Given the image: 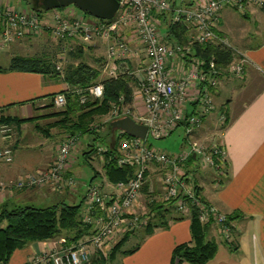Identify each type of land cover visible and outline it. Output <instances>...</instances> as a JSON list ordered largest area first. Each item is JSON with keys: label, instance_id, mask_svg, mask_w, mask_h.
Returning <instances> with one entry per match:
<instances>
[{"label": "built area", "instance_id": "1", "mask_svg": "<svg viewBox=\"0 0 264 264\" xmlns=\"http://www.w3.org/2000/svg\"><path fill=\"white\" fill-rule=\"evenodd\" d=\"M119 3V10L111 20L95 18L78 7L77 12L70 13L60 9L50 10L46 18L29 8L0 4V44L3 47L19 39L36 37L46 29L56 41H106L105 72L111 78L125 74L132 77L138 85L135 99L141 101L144 107L138 114L131 108L115 107L108 123L131 116L148 127L145 138L129 135L120 142L116 163L119 167H136L134 177L116 183L110 192L99 185H88L82 220L92 226V233L72 244L64 243L36 255L25 264H90L93 254L103 252V247L118 231H134L146 227L149 217L135 215L130 212V208L154 166L162 171L160 180L166 190L165 198L173 202L180 214L189 216L193 209H197L202 222H214L226 241L233 239L232 219L201 198L193 176L184 170L193 157L202 166L216 170L221 182L229 175L228 170L225 171L227 151L218 138L211 145L192 139L195 131L217 108L214 91L222 77L215 62L208 64L193 56L192 44L229 45L228 40L219 34L222 10L232 6L238 11H245L247 5H253L264 13V0H197L188 5H177L175 0H119ZM164 17L171 24H183L188 28V38L191 40L189 45L167 39L162 30ZM128 30L132 32L131 37L125 36ZM235 51L241 58L232 63L230 74L241 78L245 74L247 60L245 55ZM141 57L144 62L134 64ZM174 67L185 75H176L172 72ZM57 68L62 73V67L57 65ZM74 92L78 94L80 103L86 104L90 99H102L105 87L99 82L87 88H77ZM54 102L64 107L67 104V93L57 94ZM226 122V112L222 111L219 116L220 131H224ZM180 126L185 128L186 150L170 153L151 143L150 139L167 137ZM123 133L118 131V136ZM13 135L14 126L0 122V139L8 141ZM78 141L79 135L62 141L55 161L46 168L13 180H6L0 174V193L38 187H47L52 191L75 188L80 181L71 172V165L76 156ZM97 148L101 155L108 150L103 145ZM0 161H14L13 147L0 146Z\"/></svg>", "mask_w": 264, "mask_h": 264}, {"label": "crops", "instance_id": "2", "mask_svg": "<svg viewBox=\"0 0 264 264\" xmlns=\"http://www.w3.org/2000/svg\"><path fill=\"white\" fill-rule=\"evenodd\" d=\"M194 1L197 0H175V3L188 5ZM0 4L14 8L28 7L25 0H0ZM263 27L264 13L256 6L247 5L245 11H238L232 6H227L221 12L219 34L232 43L231 39L235 41L234 37L238 32V36H241L240 45L243 46L241 48L243 50L239 52L245 55L247 61L245 74L241 78L221 77L220 84L214 91L216 106L225 93L219 106V112L215 111L209 115L194 133L197 139H203L202 137H205L208 130L215 129V132L219 129L220 131L219 116L222 111H226L229 124L222 133L221 143L227 151L228 178L223 179L217 188L213 184L215 178L211 169L205 172H194V169L189 167L194 161L186 164L187 172L193 176L194 183L197 181L204 199L217 205L224 213L232 215L235 223L233 242L225 241L218 232L217 225H211L209 237H215L220 244L216 257L207 264H264ZM255 34L258 37L263 35V39L254 43ZM131 35V31L125 32V36L131 37ZM14 43L4 47L0 46V121L8 117L18 119L35 117L36 119L32 122H24L20 126L15 125L16 132L10 140L0 139V146H11L14 149L12 163L0 161V174L6 180L16 179L23 174L46 168L53 163L60 146L51 142L53 131L56 128L59 130L56 131L58 143L67 136V133L53 124L57 117L51 115L55 111L48 110L47 105L53 97L64 93L70 86L61 77L40 72L11 70L10 63L13 57L33 56L29 52H22L20 49L22 46H16ZM4 57L6 60H3ZM134 107L136 114L144 109L139 101H136ZM55 118L56 120H53ZM44 123L53 127L51 133L45 137L40 136L39 133ZM114 133L116 136L118 132L116 133L113 129ZM81 136L79 135L81 145H79V151L76 147L71 172L78 178L79 176L82 178L86 173L77 160L78 156L83 154L85 164L92 166L93 169L88 182L79 180L75 188H68L64 191H52L47 187L5 191L0 193V212L4 206L9 208L16 205L42 207V205L52 206L58 203H83L89 184L99 185L104 190L112 191L113 186L105 175L103 160L90 158L91 163H89L86 159L85 153L88 152L93 141L82 139ZM154 168L155 166L149 171L147 180L151 183V187L147 186L151 188V192L156 189L157 185L154 180ZM82 188H85L84 192ZM178 217L177 220H171L168 227L156 228L145 238L137 251L122 258L121 264H172L175 248L192 239L191 220L183 215ZM69 236L70 233L61 232L54 239L32 242L17 249L8 264H25L36 255L60 247ZM183 264L192 263L184 262Z\"/></svg>", "mask_w": 264, "mask_h": 264}, {"label": "trees", "instance_id": "3", "mask_svg": "<svg viewBox=\"0 0 264 264\" xmlns=\"http://www.w3.org/2000/svg\"><path fill=\"white\" fill-rule=\"evenodd\" d=\"M42 12L47 11L43 9L38 10L40 15H42ZM164 18L163 25H166L165 34L167 39L177 41L182 45H189L188 28L183 24H171L167 17ZM65 42H78L79 47L72 49L70 55L76 60L83 56L85 44L83 41L70 39ZM192 46L193 56L205 60L208 64L212 61L215 62L217 68L222 72V77L231 76L230 67L237 60L236 54H238L235 49L225 44L215 43L200 44L195 42ZM10 69L53 75L61 77L63 81L68 83L73 89L67 93L68 101L66 108L51 114L57 117L54 125L74 135L92 134L94 136L90 149L85 153L86 159L89 163H91L89 161L90 158L102 159L105 175L111 183L128 181L134 177L136 167H119L116 163V157L120 154V142L124 138L129 137V135L123 133L118 136V131H115L117 135L114 136L115 133L113 134L111 123L107 124L105 131H101L96 125H92L97 117L110 113L115 107L123 108L124 106H130L131 109L135 110V89L137 90L136 87L138 85L132 77L125 74L118 78L105 77L100 80L102 70L94 68L84 61L69 64L61 73L52 58L39 55L15 56L11 60ZM99 82L104 84V97L99 100L90 99L86 104H81L78 94L74 92L75 89L87 88ZM47 107H55V103L51 102ZM35 119V117L30 119L8 117L2 119L0 122H8L20 126L24 122H32ZM228 124L229 118L227 117V122L223 127L224 130ZM97 141L106 143L105 145L108 150L103 155L98 153ZM193 160L192 157L190 161L192 162ZM195 185L198 193L201 195L202 192L197 181ZM170 203L173 204V202ZM151 209L149 216H157L160 219L166 217V213L169 211L163 203L159 202L154 203ZM83 213V203H58L48 207L16 205L13 208H9L4 206L0 212V264H8L17 249L23 248L32 242L54 239L63 230L73 233V235L64 240L68 244L91 234L92 226L86 225L83 222ZM189 217L191 220L192 239L190 242L179 244L175 248L172 264H183L184 262L207 264L216 257L219 250L220 243L218 240L215 237H209V228L214 222H202L197 209H193ZM229 217L233 219L232 215H229ZM177 219H179L178 216L174 217L173 220ZM4 223L6 225H3ZM168 225L167 221H163L160 224L149 221L145 227V233L148 236L156 228H165ZM130 235H132V231L126 234L120 243L118 242L115 245L111 252V260L115 259L117 251L121 248V244ZM141 243L133 250L123 253L125 255L134 253L141 247ZM95 261L97 264H107L105 259H97Z\"/></svg>", "mask_w": 264, "mask_h": 264}, {"label": "rangeland", "instance_id": "4", "mask_svg": "<svg viewBox=\"0 0 264 264\" xmlns=\"http://www.w3.org/2000/svg\"><path fill=\"white\" fill-rule=\"evenodd\" d=\"M42 1L43 0H25V4L28 5L27 8L38 12V10H42V9L46 10L44 5H43V3H42ZM69 7L60 8V10L68 11L69 13L70 12H77V6L76 5H71ZM46 11L47 12H42V15H43V17L47 18L49 16L48 14L50 13V10H46ZM91 18H93V17H91ZM242 18L246 19L244 17H242ZM165 27H166V25L162 26V30L164 31V33L166 31ZM263 29H264V27H263ZM46 30H48V29H46ZM46 30H45L44 33H41V34H39L36 37L34 36V37H26V38H23V39H19V40H17V42L14 43V45H16V46L17 45H21L22 47L20 49H21L22 52H29L32 55L48 56V57L52 58L54 63H56V65H60L62 67V71L69 64L78 63L80 61H84V62L88 63L89 65H91L92 67L102 70V74H101L100 80L104 79L105 77H109V75H107V73L105 72V67L107 65V48H108V44H107L106 41L96 40V41H93V42H84L85 43L84 44V48H83L84 54H83V56L81 58L76 60L70 55V51L72 49H75V48L79 47L78 42H71L70 43V42H65V41H56L50 36L48 31H46ZM253 30H254V28H253ZM253 30H252V32H253ZM237 33L238 32H236L237 36L235 35V37H234L235 41H233L232 39H231L232 43H230V41H228L229 42L228 46H230L231 48L239 51V50H243V49H241V48H243V46L240 45L241 36H238ZM254 36H255L254 39H253L254 43L255 42L257 43L258 41H260V39H263V35H261L262 37L261 36L258 37L257 34H255ZM0 46H2V45L0 44ZM236 55H237L236 57H237V59L239 61L241 56L238 55V54H236ZM4 58H3V60H6V57H4ZM142 62H144L143 61V57L138 59L134 64H137V65L139 64L140 65ZM172 72H174L176 75H179L180 77L185 75L183 73V71L178 70L176 67L172 68ZM72 89L73 88L71 86H69V89L67 91H65L64 93L71 92ZM135 95H136V89H135ZM224 96H225V93H224L223 97ZM54 98L55 97H53L50 100V103L54 102ZM222 98L220 99L219 103H217L218 106H217V108L215 110L216 112H219L218 110L220 108L219 107L220 103L223 100ZM136 101H139V100L135 99V103H136ZM139 102L141 103V101H139ZM66 105L64 107H59V106H57L55 104V107H51V108L48 107V110H51V111L63 110V109L66 108ZM124 107L130 108V106H124ZM134 109H135V107H134ZM110 113H108V114H106V115H104L102 117H97L95 122L92 125H96L101 131H105L106 126H107V124H108V122L110 120ZM53 120H56V118L53 119ZM218 122H219V120H218ZM11 125L14 126V132H16L15 125L14 124H11ZM42 126H43L42 131H39L40 136L41 135H43V137L48 136V134L51 133L53 127H51V125L49 126L48 123H44V124H42ZM214 130L212 129V130L206 131L207 134L205 135V137L204 136L202 137L203 139H199L198 138L199 139L198 140L194 135H193L192 139L200 141V142H205V143H207L209 145H211L216 138H218L219 139L218 141L221 142L222 133L223 132L219 131V129H218L217 130L218 133H217V131L214 132ZM56 131H59V130L56 128V130L53 131V135H52V139H51V142L53 141L54 145H60L62 141L66 140V139H68V138H70L72 136H75L74 134H71V133L65 131L67 133V136H65L64 139H62V141L60 143H58V141H57L58 139H56V136L58 135V133ZM76 135H79V134H76ZM81 138L85 139V140H87V139L88 140H92V141L94 140V136L92 134L82 135ZM150 141H151V143L153 145L161 148L162 150H164L166 152H170V153L171 152L179 153L182 150H186V148H187V143L185 141V128L183 126H180V127L176 128V130L169 137H167L166 139H159V140H151L150 139ZM51 142H49V143L51 144ZM96 144L97 145L106 146L105 145L106 143L101 142V141H97ZM76 145H77L76 146L77 150L79 151V145H81L80 141H78V143H76ZM84 159L85 158H84L83 154H81L77 158L78 164L82 165V167L84 168V170L87 173V175L84 172L85 174L82 176V178L79 176L78 179L80 181H82V182H88L91 174L93 173V169H92V166H89V165L85 164ZM54 161H55V159H54ZM192 165H190L189 167L193 168L194 172H199V171H204L205 172V171L211 169L213 171V173H214L213 175H214V178H215L214 179V183H213L214 186H216L218 188L221 185V181H220V178L218 177V175L216 173V170H214V169H212L210 167H204V166H202L201 164H199V163H197L195 161L192 163ZM97 167H98V165H97ZM153 170H154V174H155L154 180H156V182H157L156 189L154 190V192H151V188L147 187L148 185H150V187H151V183L149 181L146 182V184L143 186L141 192L139 193L138 198L134 202V205L130 208V212L131 213H135V215H138V216H144V215H145V217L148 216L149 217V221H152L153 223H156V224H160L163 221H167L168 223H170V221L173 220L174 217L180 216V215L182 216V214H180V212H178L175 209L173 204L170 203L165 198L166 197V194H165L166 190L164 189V186H163V184L161 183V180H160L162 171L160 170V168L158 166H155V168ZM184 170H185L186 173H188L186 167H184ZM226 170H228L227 167H225V171ZM188 174H190V173H188ZM204 175H205V173H204ZM115 184L116 183H112L111 184V186H113L112 188H114ZM82 189H83V192H84L85 188H82ZM105 191H107V190L105 189ZM107 192H109V191H107ZM201 196H202L201 198L204 201H206L202 194H201ZM153 197H156V198H154V201H156V202H154V201L152 202L151 199H153ZM84 198H85V196H84ZM157 202L163 203L165 205V207L169 210L168 213H166V217H163V219L162 218L160 219L157 216L154 217L153 215H151V217L149 216V214L151 212L150 210H152L151 209L152 206L154 205V203H157ZM206 203L209 206L216 207L221 213H224L217 205L211 204L208 201H206ZM46 206H48V205H42V207H46ZM83 212H84V207H83ZM224 214H226V213H224ZM226 215H228V214H226ZM189 216H187V217L190 219ZM232 221H233V224H235L233 219H232ZM234 229H235V227H234ZM218 232H220L219 227H218ZM62 233H70V235H73V233L71 231H67V230H63ZM128 233H131V231H121V230L118 231L116 233V235H114L112 238H110L109 243L105 247H103L104 248L103 252L97 253V254H93L90 264H97L96 261H95L97 259H101V260L105 259L107 264H121L122 258L125 256V254L123 252L133 250L139 243H141V242L143 243L144 239L147 237V235L145 233V227L138 228V229L132 231V235H130V237L127 240H125L123 242V244H121V246H120L121 248L119 247L120 250L117 251L115 259L111 260L110 259L111 252L114 249L115 245L118 242L120 243V241L123 240V237L126 234H128ZM86 236L87 235H85L82 238H85ZM222 237H223V235H222ZM223 239L225 240V237H223ZM229 241H234V239L231 238V239H229Z\"/></svg>", "mask_w": 264, "mask_h": 264}, {"label": "water", "instance_id": "5", "mask_svg": "<svg viewBox=\"0 0 264 264\" xmlns=\"http://www.w3.org/2000/svg\"><path fill=\"white\" fill-rule=\"evenodd\" d=\"M46 10L65 8L76 5L80 10L91 16L102 19H113L119 10V0H43ZM115 131H123L130 136L145 138L148 127L138 123L133 117L125 116L111 123Z\"/></svg>", "mask_w": 264, "mask_h": 264}]
</instances>
